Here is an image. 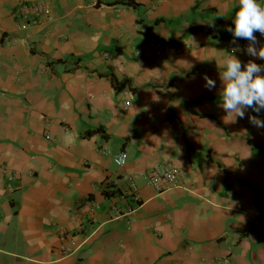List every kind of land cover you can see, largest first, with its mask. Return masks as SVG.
Instances as JSON below:
<instances>
[{
	"label": "crops",
	"instance_id": "1",
	"mask_svg": "<svg viewBox=\"0 0 264 264\" xmlns=\"http://www.w3.org/2000/svg\"><path fill=\"white\" fill-rule=\"evenodd\" d=\"M36 2L49 17L21 27ZM238 10L0 0V264H264V128L248 118L264 110L226 123L219 106L230 55L264 65L233 51L248 44L226 31ZM166 161L185 177L159 192L147 175ZM130 177L139 204L122 201L135 212L116 216Z\"/></svg>",
	"mask_w": 264,
	"mask_h": 264
},
{
	"label": "clouds",
	"instance_id": "2",
	"mask_svg": "<svg viewBox=\"0 0 264 264\" xmlns=\"http://www.w3.org/2000/svg\"><path fill=\"white\" fill-rule=\"evenodd\" d=\"M234 24V29L226 28V31L233 34V43L244 39L248 41V44L245 49H239L237 46L233 51H244L251 57L264 60V45L257 47L260 42L255 35L259 32L261 36H264V7L259 4L258 0H239V10L235 13ZM262 72H264V65L254 60L243 63L235 55H230L224 70L219 73L222 82L220 93L222 102L219 106L226 113L224 117L226 123H234L237 118H245L248 109L256 113L264 110V75H261ZM204 79L206 88L209 90L215 88V80L207 75ZM248 118L254 126L264 128V120L258 116ZM124 160L123 155L118 156L116 163L123 164Z\"/></svg>",
	"mask_w": 264,
	"mask_h": 264
},
{
	"label": "built area",
	"instance_id": "3",
	"mask_svg": "<svg viewBox=\"0 0 264 264\" xmlns=\"http://www.w3.org/2000/svg\"><path fill=\"white\" fill-rule=\"evenodd\" d=\"M22 8H23L22 18L24 20V23L21 27L27 25H37L43 19L49 17L50 15L49 7L42 2L23 4ZM28 11L31 12L33 18H29ZM156 47L159 53H167L169 51V46L161 41L156 42ZM121 155L125 157V160L123 164H118V165L124 166L127 163L126 152H121L117 154L114 157V160L116 162V158ZM184 177H185L184 170L180 166L174 164L171 161H166L161 166L152 169L147 175L150 186H152L156 191L159 192L169 188L179 187ZM128 199H132V201L139 204L138 187L132 177L127 179L126 190H124L116 197H114L112 203V210L114 211L116 216H127L135 212V208L132 207L131 205H129L125 209L121 208V202L127 201ZM255 227L256 230L260 233L264 231L263 223L261 221H257Z\"/></svg>",
	"mask_w": 264,
	"mask_h": 264
},
{
	"label": "trees",
	"instance_id": "4",
	"mask_svg": "<svg viewBox=\"0 0 264 264\" xmlns=\"http://www.w3.org/2000/svg\"><path fill=\"white\" fill-rule=\"evenodd\" d=\"M127 4H131L132 5V2L131 1H127ZM114 84H115L116 88L119 89L120 87H123L126 84V81H124L122 83H119V82H117V80H114ZM109 193L110 192H108V194Z\"/></svg>",
	"mask_w": 264,
	"mask_h": 264
}]
</instances>
